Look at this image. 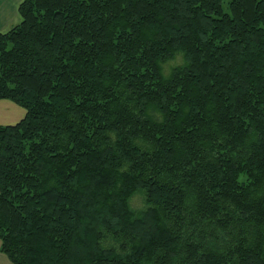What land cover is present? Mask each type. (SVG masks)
<instances>
[{"label":"trees","instance_id":"1","mask_svg":"<svg viewBox=\"0 0 264 264\" xmlns=\"http://www.w3.org/2000/svg\"><path fill=\"white\" fill-rule=\"evenodd\" d=\"M19 13L0 33V101L26 110L0 125L12 264H264V0Z\"/></svg>","mask_w":264,"mask_h":264},{"label":"rangeland","instance_id":"2","mask_svg":"<svg viewBox=\"0 0 264 264\" xmlns=\"http://www.w3.org/2000/svg\"><path fill=\"white\" fill-rule=\"evenodd\" d=\"M21 2L22 0H0V32H7L12 27H14L15 25L21 22L22 18L19 13V7ZM173 65L174 63L170 64L167 68H170ZM7 102L11 103L20 112L21 117H19V119L16 120L14 123H10V124H16L21 120V118H24L26 114V110L11 101H5L4 103ZM7 111L8 110L3 111V114L8 115ZM3 114L0 112V116H3ZM1 120L2 119H0V122H3ZM132 204L134 208H141L142 206H144L142 196L137 195L133 199ZM1 245L2 244L0 240V264H12L8 256L1 251Z\"/></svg>","mask_w":264,"mask_h":264},{"label":"crops","instance_id":"3","mask_svg":"<svg viewBox=\"0 0 264 264\" xmlns=\"http://www.w3.org/2000/svg\"><path fill=\"white\" fill-rule=\"evenodd\" d=\"M4 102L5 101H0V112L3 114V111L8 110L7 111L8 115L3 114V116H0V119H2L1 121H3V122H0V125H11L10 123H14L16 120L19 119V117H21V115L18 109L14 107L11 103H8V102L4 103ZM22 119L23 118H21V120Z\"/></svg>","mask_w":264,"mask_h":264}]
</instances>
